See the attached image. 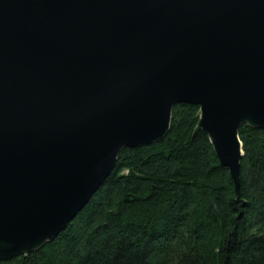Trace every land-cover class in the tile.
Here are the masks:
<instances>
[{
	"label": "water",
	"instance_id": "95a60500",
	"mask_svg": "<svg viewBox=\"0 0 264 264\" xmlns=\"http://www.w3.org/2000/svg\"><path fill=\"white\" fill-rule=\"evenodd\" d=\"M240 191L264 129V0H0V261L55 240L176 105Z\"/></svg>",
	"mask_w": 264,
	"mask_h": 264
},
{
	"label": "trees",
	"instance_id": "16d2710c",
	"mask_svg": "<svg viewBox=\"0 0 264 264\" xmlns=\"http://www.w3.org/2000/svg\"><path fill=\"white\" fill-rule=\"evenodd\" d=\"M200 108L176 105L160 142L124 149L66 230L0 264H264V129L240 128V191Z\"/></svg>",
	"mask_w": 264,
	"mask_h": 264
},
{
	"label": "bare ground",
	"instance_id": "6f19581e",
	"mask_svg": "<svg viewBox=\"0 0 264 264\" xmlns=\"http://www.w3.org/2000/svg\"><path fill=\"white\" fill-rule=\"evenodd\" d=\"M0 247H1V245H0Z\"/></svg>",
	"mask_w": 264,
	"mask_h": 264
}]
</instances>
